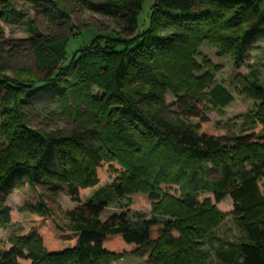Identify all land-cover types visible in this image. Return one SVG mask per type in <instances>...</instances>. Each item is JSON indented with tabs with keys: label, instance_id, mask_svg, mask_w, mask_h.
Wrapping results in <instances>:
<instances>
[{
	"label": "trees",
	"instance_id": "16d2710c",
	"mask_svg": "<svg viewBox=\"0 0 264 264\" xmlns=\"http://www.w3.org/2000/svg\"><path fill=\"white\" fill-rule=\"evenodd\" d=\"M148 1L91 3L99 14L122 20L120 35L97 36L69 57L68 41L58 49L57 41L34 33L35 70L0 69V231L15 220L4 203L16 187H44L78 203L61 221L40 199L31 207L37 224L0 239V264H116L122 256L143 264H208L211 254L202 247L216 242L213 212L232 217L242 233L238 243L217 240L215 259L264 264V119L238 135L213 129L206 103L223 109L234 97L211 83L206 102L201 94L175 93L176 114L198 119L195 128L161 109L166 91L189 83L175 77L188 69L178 62L193 44L212 42L235 66L246 62L264 39V0H154L144 20ZM30 93L46 95L71 128L31 129L24 109ZM244 93L264 107L256 79ZM104 168L124 169L110 191L101 185ZM114 195L127 208L165 206L167 218L121 212L101 220Z\"/></svg>",
	"mask_w": 264,
	"mask_h": 264
},
{
	"label": "rangeland",
	"instance_id": "374dc122",
	"mask_svg": "<svg viewBox=\"0 0 264 264\" xmlns=\"http://www.w3.org/2000/svg\"><path fill=\"white\" fill-rule=\"evenodd\" d=\"M118 0H5L0 1V69L9 70L27 67L34 71V57L29 47V39L37 33L40 40L56 42L60 49L65 41H68L67 52L69 57L82 49L97 36L117 37L121 34L122 20H115L108 15L99 14L90 8V4H103ZM121 1V0H120ZM154 0H149L145 10L142 11V19L147 20L150 6ZM60 11L63 13H60ZM60 47V48H59ZM185 51V58L179 60L188 68L179 70L178 76H187L188 84L180 81L176 91H166L163 94V112L166 118L174 122H180L192 128L199 123L198 119H183L176 114L175 93H195L207 96L206 88L210 85L221 84L234 97V101L223 109L213 108L206 103V116L213 129L223 128L238 135L253 122L264 119V107L261 102L251 99L245 92L246 84L253 82L264 87V39L256 42L249 52V58L242 65L235 66L230 55L222 54L219 48L212 42H200L193 44ZM11 76V72L4 73ZM182 78V77H181ZM94 95L102 93L93 89ZM29 106H24L28 112V124L36 131L51 132L56 129H70L71 126L60 119V113L51 104L46 95L29 94ZM124 169L107 171L104 168L100 174L101 185L114 188L122 182ZM31 191L28 186L16 187L5 199V205L15 212V220L0 231V239L19 236L26 232L28 227L37 224V214L32 206L37 205L40 199L44 201L55 217L63 221V214L78 206L70 196L58 193L50 196L46 188L36 186ZM94 195L89 191L82 195L81 201H88ZM225 206L230 204L224 201ZM165 206L156 210L145 203H139L132 208H127L126 200L118 199L115 195L101 214V220H106L114 214L128 212L129 214L143 213L149 218H167ZM212 225V237L216 240L213 244H204L203 251L210 252L208 264H220L214 257V251L218 247L217 240L238 243L242 241L241 231L234 225L232 217H223L216 213L209 214ZM116 264H143L142 260L131 256H122L116 260Z\"/></svg>",
	"mask_w": 264,
	"mask_h": 264
}]
</instances>
